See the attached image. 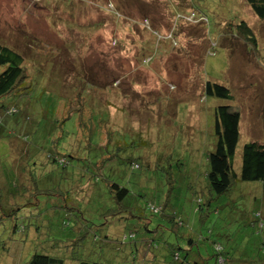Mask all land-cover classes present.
Instances as JSON below:
<instances>
[{
  "label": "rangeland",
  "instance_id": "rangeland-1",
  "mask_svg": "<svg viewBox=\"0 0 264 264\" xmlns=\"http://www.w3.org/2000/svg\"><path fill=\"white\" fill-rule=\"evenodd\" d=\"M112 1L122 17L107 10ZM0 41L31 49L23 65L33 93L17 103L28 115L33 103L36 127L50 123L41 129L48 134L44 144L74 155L64 172L54 168L50 178H41L45 185L52 182L48 190L21 202L13 194L15 206H8L0 186V264H27L43 251L62 256L65 264L114 259L92 242L101 234L97 225L108 219L98 207L115 202L111 181L157 203L173 183V203L195 223L182 231L223 244L232 240L238 249L262 255L254 215L264 209L263 183L235 180L230 191L215 193L205 176L217 106L229 104L242 115L237 172L243 145L264 143V19L247 0H0ZM58 67L56 78L50 70ZM208 81L225 85L231 96L208 95ZM82 91L84 112L74 111L62 123L69 98L76 101ZM14 118L1 127L19 128ZM98 161L101 172L94 169ZM6 176L14 192L15 181ZM77 185L97 191L83 199L88 192L80 197ZM196 189L210 198L211 213L193 209ZM12 220H18L16 232ZM178 241L187 247V239Z\"/></svg>",
  "mask_w": 264,
  "mask_h": 264
},
{
  "label": "trees",
  "instance_id": "trees-1",
  "mask_svg": "<svg viewBox=\"0 0 264 264\" xmlns=\"http://www.w3.org/2000/svg\"><path fill=\"white\" fill-rule=\"evenodd\" d=\"M247 2L263 20L264 0H247ZM111 4L114 5V2L107 4V10H111L114 16L117 14L122 17L121 11L116 12L115 8H111ZM201 19L203 20L202 17ZM204 19L207 20L208 18L204 16ZM30 52L31 49L28 46L25 50L23 47L14 46L12 43L8 44L0 41V123H4L5 119L12 116L15 117V126L17 127L20 124V127L15 129L1 127L0 125V133L7 135L6 137L0 135V140L3 139L5 143L2 148L7 150L4 155L0 154V186L1 192H6L9 195L4 196L8 206L10 204L17 205L13 194L20 198L18 201L21 202L24 199L27 200L30 193L39 194L40 191L48 190L45 188L50 185L53 186L52 182L49 181L45 185L41 183V178H50L51 174L55 172L54 168H62L64 172V168L70 165L69 160L74 158V155L69 154L68 156L67 153L62 155L58 151L59 149L56 150L54 147L42 142L48 134L47 136H45L46 133L42 134L41 129L44 124L49 126L50 123L48 121L44 124L40 122L38 127L32 123L33 103L30 109L31 116L26 114L24 107H20V104L17 103L20 98L33 93L34 87L32 82L28 80L30 77L29 71L23 65L24 56ZM61 68H54L50 72L57 76V72ZM205 90L208 95H217L224 98L231 96L230 89L217 82L208 81ZM84 94L82 91L79 95H76L74 97L76 101L69 98L71 103L67 109V114L64 119H59L62 123L74 111H81L83 108L84 112L86 107L84 106L85 101L82 100L85 97ZM55 107V114L58 117V106ZM261 113L264 118V110ZM241 118V112L229 104H221L216 108L214 122L216 142L207 156L209 167L205 173L209 191L215 193L228 192L234 186L235 180L261 181L264 186L263 142L258 140L246 142L242 147L241 169L237 172L235 168L234 158L238 151L241 136ZM16 131L18 133L14 134ZM131 163L133 165L134 161H131ZM101 165L100 162L94 165L96 172H101ZM133 167L136 168L137 165L135 164ZM6 174H10V177L15 181L17 189L15 191L17 192L11 191L12 187L10 183L8 184L9 179ZM92 179H86L88 182L85 185L87 184L89 187ZM76 184L80 183L77 182ZM81 186L77 185L75 191L80 193L82 198V193L88 192V195L83 199L91 198L90 195L97 191L95 187L81 189ZM109 187L114 192L115 202L113 206L98 207L97 212L99 215L108 217V219L106 218V221L97 225L98 227L99 225L103 226L100 227L101 234L96 233L92 242L94 246L107 248L110 257L112 256L114 259L109 258L108 261L80 260L76 264H122V261L123 264H264V251L262 255L257 256L254 255V251L248 249L249 247L247 250L244 247L238 249V242L228 240L226 244H223L211 237L203 238L200 236L198 238L191 229V231H182L181 228L184 226L194 228L195 223L192 218L186 219L184 210L173 203V196L176 191V185L173 183H170L169 187L165 189L163 203L142 200L145 194H133L127 186L116 181H111ZM33 194H31V197H33ZM192 203L193 209L195 207L198 212L203 211L209 214L212 211L208 207L211 205L210 198L205 199L202 195H199L198 189L194 190ZM26 208L23 210H26ZM15 212L12 211L10 215ZM4 213V215H8L9 210L4 211ZM110 215L114 216L113 219H109ZM21 216L26 217L29 215L25 213ZM116 217L118 227L115 230L113 228L116 224L111 225L115 222L114 218ZM17 221L12 220L11 222L14 232L18 229ZM254 221L257 222L258 228L262 230L260 241H258L261 248H258L264 250V209L255 213ZM80 227L81 225L77 226V229L79 230ZM36 228L33 226L34 230ZM38 232L39 230L32 231L31 237L36 238ZM212 232L211 229L210 234ZM181 237L187 239V247H183L179 243L178 240ZM118 257L121 259L116 263ZM27 264H65V259L62 256L52 255L44 251L35 252Z\"/></svg>",
  "mask_w": 264,
  "mask_h": 264
},
{
  "label": "built area",
  "instance_id": "built-area-1",
  "mask_svg": "<svg viewBox=\"0 0 264 264\" xmlns=\"http://www.w3.org/2000/svg\"><path fill=\"white\" fill-rule=\"evenodd\" d=\"M194 18V15H192L191 17H190V19H193Z\"/></svg>",
  "mask_w": 264,
  "mask_h": 264
}]
</instances>
